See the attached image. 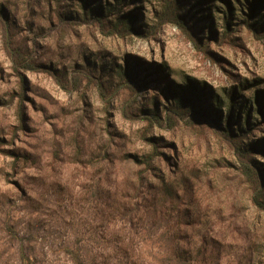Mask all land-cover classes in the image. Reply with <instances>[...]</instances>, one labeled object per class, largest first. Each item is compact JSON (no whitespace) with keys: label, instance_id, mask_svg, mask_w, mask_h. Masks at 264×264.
Returning <instances> with one entry per match:
<instances>
[{"label":"rangeland","instance_id":"374dc122","mask_svg":"<svg viewBox=\"0 0 264 264\" xmlns=\"http://www.w3.org/2000/svg\"><path fill=\"white\" fill-rule=\"evenodd\" d=\"M166 1L66 0L61 20L55 0H0L14 44L57 74L17 71L0 29V264H20L22 244L37 264H74L69 247L114 257L121 242L161 264L173 233L204 254L192 264H264V209L241 170L264 172V33L247 25L264 0H179L185 28L159 23ZM215 98L250 102L248 123ZM170 109L163 126L143 117Z\"/></svg>","mask_w":264,"mask_h":264},{"label":"trees","instance_id":"16d2710c","mask_svg":"<svg viewBox=\"0 0 264 264\" xmlns=\"http://www.w3.org/2000/svg\"><path fill=\"white\" fill-rule=\"evenodd\" d=\"M258 1V0H257ZM52 9L54 10L56 16L59 19H64L66 17V14H64V8L66 6V0H55V4H51ZM180 1L179 0H167L166 5L164 7V11L159 17V23H168V22H173L178 24L180 27L185 28V22H184V17L182 16V13L180 12ZM256 9V8H255ZM257 11V9H256ZM257 13V12H256ZM129 18V16L127 17ZM96 19L101 23L103 20L102 15H97ZM261 19V20H259ZM258 20H255L252 24H247L251 29L255 32L261 31L264 33V28L260 30L261 28H258V26L262 27L264 26V22L262 18H259ZM122 22L126 23V16L123 19H118L116 23H114V26L110 29H106L103 24L102 30L107 33V34H114V33H119L120 32V23ZM231 23V22H230ZM257 26V27H256ZM13 22L11 20V16L8 11H6V8L2 5H0V29L2 33V41H3V46L6 52L9 54L11 57L13 63H14V68L19 71L22 74L21 69L24 70H48L52 73H54L55 76L57 74L55 73L54 69L50 67L49 65L46 64H37L33 59L34 55L31 52H26L23 50L22 47L16 46L14 44L15 39L13 35ZM229 27H231L229 25ZM131 31H135V28H131ZM88 79L90 82L95 83L97 86L99 93L102 97L107 96V90L104 86V84L95 78L94 76L88 75ZM57 80L61 85H64L63 87L66 88V83L63 82L60 77H57ZM130 86L132 88H135L134 84L131 83ZM184 92L187 91L188 86H182L181 87ZM136 89V88H135ZM178 92V91H177ZM138 93V92H137ZM179 93V92H178ZM235 93V92H234ZM233 96V94H232ZM186 98V96H184ZM182 96L179 94L177 96V102L178 106H181V99ZM186 101V100H185ZM215 103L217 105L223 106V107H228L229 109V119H232L237 115L239 108L243 109V112L245 110L247 111V117H246V123H248L249 119V109L251 104L243 103L235 107V103L227 105V104H221L219 98H215ZM236 109V110H235ZM220 113L216 115V122L218 123L217 128L224 133L226 136H230L236 139V135H239L237 128H235V131L233 130L231 124H227L222 126L223 122H220L221 119V108L219 109ZM253 110V109H252ZM178 113V109L174 110H168L166 115H163L157 111H152L149 115H145L146 119L150 120L152 123H156L157 125L163 126L165 125V122L168 120H172L173 114ZM253 117V116H252ZM151 141L154 143V146L157 145L155 139H151ZM238 152L241 153V156L244 154V152H249L248 146L245 145H239L236 149ZM243 153V154H242ZM246 156V155H245ZM244 157V155H243ZM151 160L152 158L146 159L145 163L150 166L151 165ZM241 170L243 174L245 175V178L247 182L250 183L251 189H252V202L258 206L260 209H264V172L261 170V168L257 169L253 163H250L249 161L242 160L241 159ZM160 178V176H158ZM161 181H165V179H159ZM171 195V193L169 194ZM174 197L171 196L170 199H173ZM154 200H159L158 197H154ZM160 201V200H159ZM173 201V200H172ZM164 202V201H162ZM165 218V217H163ZM167 221V220H166ZM169 223V222H168ZM170 224V223H169ZM6 230L12 237H17V232L15 231L14 227L12 224L6 222L5 223ZM167 226V225H166ZM173 227V225H171ZM172 233V232H171ZM174 234H172L171 238L165 242L166 245V250L165 252L167 253V256H164L163 258H160L161 264H192L198 261L199 258L205 257L204 254H199L198 252L196 253H188L185 251V249L180 246L179 242L177 241V238L174 237ZM178 236V233L175 234V236ZM117 247V253L114 257L112 256H102L101 258L93 257L91 259H86L84 258L82 254V250L80 246L77 247H69L67 250L71 254V258L74 262V264H145L143 262V258H139L136 254L137 248L132 244V243H126V242H121L116 244ZM20 264H37V261L31 257V255L26 251V247L22 244L20 246Z\"/></svg>","mask_w":264,"mask_h":264}]
</instances>
